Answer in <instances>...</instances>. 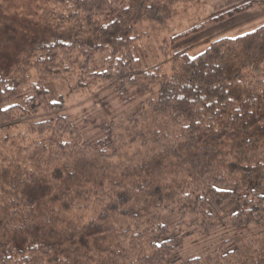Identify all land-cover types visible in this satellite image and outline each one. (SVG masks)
Segmentation results:
<instances>
[{
	"label": "trees",
	"instance_id": "trees-1",
	"mask_svg": "<svg viewBox=\"0 0 264 264\" xmlns=\"http://www.w3.org/2000/svg\"><path fill=\"white\" fill-rule=\"evenodd\" d=\"M190 1H43L50 40L0 69V264H195L169 261L181 227L208 235L264 222V24L194 56L170 52L264 0H229L162 40L169 74L145 70L139 24L165 30L174 6ZM97 55L103 70L90 71ZM49 81L71 91L104 83L135 110L126 125L104 121L88 136L62 99H49ZM229 200L236 210L222 216ZM163 212L180 216L179 232L161 223ZM208 261L264 264V231L222 241Z\"/></svg>",
	"mask_w": 264,
	"mask_h": 264
},
{
	"label": "rangeland",
	"instance_id": "rangeland-1",
	"mask_svg": "<svg viewBox=\"0 0 264 264\" xmlns=\"http://www.w3.org/2000/svg\"><path fill=\"white\" fill-rule=\"evenodd\" d=\"M44 0H1L0 1V69L7 68L16 62L18 53L28 51L39 44L50 40V32L41 18V8ZM229 0H191L181 2L174 6L172 18L167 22L165 30L148 21L139 24L142 39L139 41V54L142 66L145 70L153 67L161 73H170V60L159 54V47L163 39H170L174 34L186 30L194 23H198L215 14L217 8L223 6ZM264 24V6L254 8L245 13L211 25L203 31L191 34L181 40L170 44V52L178 50L194 56L202 52L210 42L220 37H234L241 35ZM102 56L94 57L89 66L90 71H101ZM48 89L49 99L56 101L62 99L65 106V115L81 132L88 136L96 133L93 127L104 121H113L117 126H124L127 119L135 110L134 105L123 106L114 97V94L103 89L104 83L93 86L90 91H71L63 81H49L45 83ZM121 130V129H120ZM134 148L123 147V152H132ZM123 158H120L118 170H122ZM175 161L176 159L173 158ZM166 161V160H165ZM163 161L166 169L173 176L176 167ZM255 179H251V185ZM264 195V192L262 193ZM233 201L229 200L222 206V216L235 212ZM74 212V210H72ZM180 216L176 212H163L160 215L161 223L167 225L172 234L179 232L177 226ZM192 235L185 236L188 232ZM264 231V222L247 227L237 228L221 225L208 235L198 233V228L181 227L183 233L175 243L179 246L175 249L169 261L175 258L190 260L199 258L195 264H210L209 253L218 248L224 240L246 239Z\"/></svg>",
	"mask_w": 264,
	"mask_h": 264
}]
</instances>
